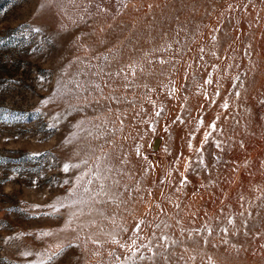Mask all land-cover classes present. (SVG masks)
<instances>
[{
  "label": "rangeland",
  "instance_id": "1",
  "mask_svg": "<svg viewBox=\"0 0 264 264\" xmlns=\"http://www.w3.org/2000/svg\"><path fill=\"white\" fill-rule=\"evenodd\" d=\"M0 264H264V0H0Z\"/></svg>",
  "mask_w": 264,
  "mask_h": 264
},
{
  "label": "snow or ice",
  "instance_id": "2",
  "mask_svg": "<svg viewBox=\"0 0 264 264\" xmlns=\"http://www.w3.org/2000/svg\"><path fill=\"white\" fill-rule=\"evenodd\" d=\"M40 7H43V4H41ZM33 31L39 33V32L42 31V29L39 28V27H35V28H33ZM208 82L210 83L211 81H208ZM69 167H70V165L65 164L63 170H64L65 172H67V171L69 170ZM71 167H77V166H76V165H72ZM37 207H38V206H37ZM138 227H139V226H137V228H138ZM46 235H47V233H46ZM114 243H118V242H117V241H114ZM133 244H135V241H133ZM121 247H124V245H121ZM62 251H63V248L61 247V248L57 251V253H54V255L59 256L60 253H61ZM141 258H143V257H141Z\"/></svg>",
  "mask_w": 264,
  "mask_h": 264
},
{
  "label": "water",
  "instance_id": "3",
  "mask_svg": "<svg viewBox=\"0 0 264 264\" xmlns=\"http://www.w3.org/2000/svg\"><path fill=\"white\" fill-rule=\"evenodd\" d=\"M156 141H157V139L154 140V142H156Z\"/></svg>",
  "mask_w": 264,
  "mask_h": 264
}]
</instances>
